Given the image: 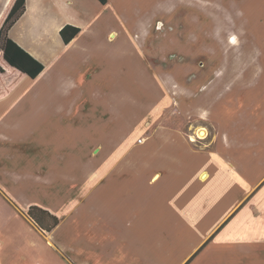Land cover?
Returning a JSON list of instances; mask_svg holds the SVG:
<instances>
[{
	"label": "crops",
	"instance_id": "crops-1",
	"mask_svg": "<svg viewBox=\"0 0 264 264\" xmlns=\"http://www.w3.org/2000/svg\"><path fill=\"white\" fill-rule=\"evenodd\" d=\"M251 2L26 0L8 34L44 68L0 72V92L18 79L0 98V264L18 238L37 246L32 227L77 264H264V0ZM68 24L80 32L65 42Z\"/></svg>",
	"mask_w": 264,
	"mask_h": 264
},
{
	"label": "rangeland",
	"instance_id": "rangeland-1",
	"mask_svg": "<svg viewBox=\"0 0 264 264\" xmlns=\"http://www.w3.org/2000/svg\"><path fill=\"white\" fill-rule=\"evenodd\" d=\"M253 1L254 0H252V2H251V5H253ZM212 2V1H211ZM209 4L211 5L212 3H210L209 2ZM213 5H214V7H215V3H213ZM221 22V21H220ZM161 22H157L156 23V25H159ZM162 24V23H161ZM211 34H213V35H217V38L218 39H221V37H222V32L220 31V30H214V31H212V32H210ZM232 38H234L233 36H232ZM211 40V39H210ZM202 49V51H204L202 54L201 53H199L198 54V56H197V64L198 65H201V64H199L198 63V61H200V60H206V51L208 50L206 47H203V48H201ZM201 49L199 48V51L201 52ZM173 55H171L170 57H168V58H171L172 60H174V59H178V60H185L184 59V57L182 56V55H178V53L176 54V53H172ZM156 55V54H155ZM160 55H161V53H160ZM190 54H188L187 55V57L190 59V56H189ZM181 57V58H180ZM188 58L186 59L187 61H188ZM190 60H193V59H190ZM173 64V62H171V60H169L168 61V63L167 64H170V65H172ZM174 67V66H173ZM173 67H171V68H169V69H172ZM201 67V66H200ZM201 69H206V67L205 66H203V67H201ZM167 72H169V71H167ZM12 79H14V76L11 78V81H12ZM202 82H206V80H203ZM185 83L187 84V85H189L190 87L192 86V85H195L194 83H195V81L194 80H191V79H189V80H186L185 81ZM186 85V86H187ZM197 85V84H196ZM174 87H177L178 88V84H175L174 83V85H173ZM173 87V88H174ZM191 89V88H190ZM182 94H183V96H182V98L184 99V100H186L187 102H191L192 100H194L195 99V97L196 96H194L195 94H196V92H195V90L194 91H192V89H191V91H186V90H184L183 92H182ZM193 102V101H192ZM189 107H190V105H188ZM204 117H205V115H204ZM202 120H203V122H205V118H201ZM195 122H197L198 123V121H195ZM199 125H198V127L199 126H202L203 124H200V122L198 123ZM204 128V127H203ZM191 129V128H190ZM198 129V128H197ZM196 129V130H197ZM192 130L193 129H191V131H188L189 132V137H192V135L194 134L195 136H196V138H195V140L196 139H200L201 137H198L197 136V133L195 132V131H193L192 132ZM193 138V137H192ZM192 140H194V138L192 139ZM1 163H2V167H7V168H15L16 169V167L14 166V164H13V162L11 161V160H6V161H4V156H3V159L1 160ZM17 164H19V163H17ZM16 172H17V175H19V174H25L24 176H25V178L23 179L24 181H26V179L28 180V179H30L31 177L30 176H28V175H26V173L28 172V169H26V170H23V168H20V167H17V170H16ZM24 176H22V177H24ZM12 177H14V178H16V175H14L13 174V176ZM20 178L21 177H19L18 179L20 180ZM8 183H10V181H7ZM11 184V183H10ZM23 184V186H25V182H23L22 183ZM47 190V187H42L41 188V191H37V193L36 192H31L32 193V195H31V193H29L28 195L30 196H35V199L36 200H39V199H41L42 197H43V191L45 192ZM4 195L6 196V199H7V201L12 205V206H15V207H17L20 211H21V209L18 207V205L10 198V196L9 195H6L5 193H4ZM78 191H72L71 192V199H78ZM4 196V197H5ZM8 197V198H7ZM17 209V210H18ZM22 212V211H21ZM15 225H17V226H20V224L19 223H15ZM65 227L67 226V225H64ZM22 230H21V233H24V234H27V232H29L27 229H26V227H25V225H22ZM73 231H77L75 228L73 229ZM43 232V231H42ZM20 233V234H21ZM56 234H63V235H66V237H67V241H70V242H76L77 240L76 239H73V238H75V237H77V235H78V232H73V233H71V232H69L68 230H64V228H61L59 231H58V233H57V231L55 232ZM30 234V236H32L31 238L32 239H34V242H33V245L34 246H36V244H37V246L36 247H34V248H30V247H28L27 245H26V243L24 242V240L23 239H19L18 238V241H17V243L18 244H7V246L4 248V250H3V253H4V255H3V257L6 259L5 261V264H11V262L9 261L10 260V257H12V253H14V252H16V254L18 255V254H22V252H23V254L21 255V257H19L18 258V260L20 261L21 260V262H22V264H77L76 262H73V261H75V257H74V255H72V256H70L69 255V253L68 252H62V248L61 247H59V246H54L53 244H51L50 242H48L47 240H48V238L47 237H43V238H41V237H39L38 236V233L36 232V230L32 227V230H31V233H29ZM55 234V235H56ZM34 237V238H33ZM37 240H38V243H37ZM8 242V241H7ZM9 246H13L14 248H16V249H19V251L17 252V250H14L13 248H10ZM13 250V251H12ZM4 259H2V261H3ZM18 261V262H19ZM4 264V263H3Z\"/></svg>",
	"mask_w": 264,
	"mask_h": 264
},
{
	"label": "trees",
	"instance_id": "trees-1",
	"mask_svg": "<svg viewBox=\"0 0 264 264\" xmlns=\"http://www.w3.org/2000/svg\"><path fill=\"white\" fill-rule=\"evenodd\" d=\"M105 3L107 0H100ZM26 9V0H10L0 20V72L4 66L16 71L20 76L36 77L44 68V65L18 45L9 37V30L16 20L24 13ZM80 27L74 25H65L60 33L65 42H70L78 33ZM18 79H15L8 88L0 92V98L6 96L15 87ZM42 208L32 206L29 214L45 229L52 230L59 223L56 216L52 217L50 224H45L36 213ZM43 210V209H42Z\"/></svg>",
	"mask_w": 264,
	"mask_h": 264
},
{
	"label": "bare ground",
	"instance_id": "bare-ground-1",
	"mask_svg": "<svg viewBox=\"0 0 264 264\" xmlns=\"http://www.w3.org/2000/svg\"><path fill=\"white\" fill-rule=\"evenodd\" d=\"M195 132L197 133V136H198V137H205L206 134H207L205 128H198ZM192 137H193L194 139L196 138L194 134L192 135ZM192 137H191V138H192Z\"/></svg>",
	"mask_w": 264,
	"mask_h": 264
}]
</instances>
